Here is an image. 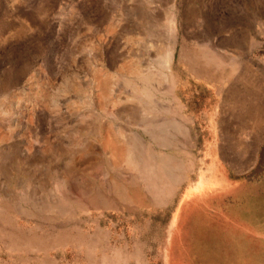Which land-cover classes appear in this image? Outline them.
Here are the masks:
<instances>
[{"label": "rangeland", "instance_id": "374dc122", "mask_svg": "<svg viewBox=\"0 0 264 264\" xmlns=\"http://www.w3.org/2000/svg\"><path fill=\"white\" fill-rule=\"evenodd\" d=\"M255 185L264 0H0V264H264Z\"/></svg>", "mask_w": 264, "mask_h": 264}, {"label": "bare ground", "instance_id": "6f19581e", "mask_svg": "<svg viewBox=\"0 0 264 264\" xmlns=\"http://www.w3.org/2000/svg\"><path fill=\"white\" fill-rule=\"evenodd\" d=\"M170 55V54H169ZM169 129H171L172 132L174 133H181V128H179L177 125L175 124H170L168 125ZM146 131L147 134L151 137L154 138L156 135H160V134H164L165 131H163V128H158V126H152L150 124H147L146 127ZM169 131V130H168ZM145 132V131H144ZM173 134V133H172ZM163 139V138H162ZM161 141V139H160ZM142 144H140L139 141H137V139H131L130 143H129V148H131L132 150H135L137 152H140L139 154H143L142 151ZM145 149V148H143ZM145 153V152H144ZM147 154V153H146ZM144 155V154H143ZM148 156V155H147ZM145 157V156H144ZM149 157V156H148ZM155 161V160H154ZM148 162H150V159L148 158ZM171 165V163L169 161L164 162L159 168L158 170H156V175H150L151 173H153L150 170V167L153 166L152 164L149 165V163H145L143 166V169L145 171V181L148 184H152V185H156V183L159 180V177L161 179H164V182H166L168 184V186H173L176 182H177V178L175 176V173H172V171H170L171 167L169 166ZM158 187V186H157ZM171 188V187H170ZM161 190V189H160Z\"/></svg>", "mask_w": 264, "mask_h": 264}, {"label": "crops", "instance_id": "0c3cea01", "mask_svg": "<svg viewBox=\"0 0 264 264\" xmlns=\"http://www.w3.org/2000/svg\"><path fill=\"white\" fill-rule=\"evenodd\" d=\"M237 95L240 96V99H234V106H233V107H236L238 104V106L236 107V109H238V110H236L233 113V114H235L236 119H240V117H243L244 111L246 112V114L247 113L249 114L254 110V107L256 109H258V108H261V106H262V104L260 103L262 98L259 97L258 92L257 93H251V92L247 93L244 91V92H241ZM237 111H239V112H237ZM259 186L258 185L253 186V188H251L250 192H253L254 194H256L257 192H260V193H262V195H264V185L261 187H259ZM250 192H249V196H251ZM261 199L260 200L254 199L252 202L253 203H256L259 201L264 202V197H261ZM255 228H259L261 230V228L258 226ZM260 237L264 238V230L261 231Z\"/></svg>", "mask_w": 264, "mask_h": 264}]
</instances>
